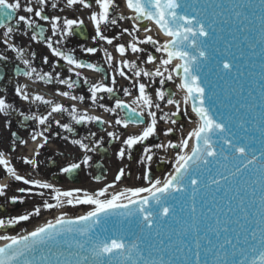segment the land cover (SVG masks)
I'll list each match as a JSON object with an SVG mask.
<instances>
[{
  "label": "snow or ice",
  "instance_id": "obj_1",
  "mask_svg": "<svg viewBox=\"0 0 264 264\" xmlns=\"http://www.w3.org/2000/svg\"><path fill=\"white\" fill-rule=\"evenodd\" d=\"M121 3L127 14L119 11ZM31 4L32 0L26 4L0 0L3 43L24 65L15 74L33 82L66 86L70 91L57 89L56 95L73 104L65 107L40 94H30L27 85L15 87V96L30 106H46L45 114H25L0 98V115L6 118L9 130L11 121L7 118L13 113L21 117L20 128L25 131V122L35 123L27 135L36 147L32 157H23L22 162L38 169L41 149L55 136L81 153L60 169L61 174L72 175L90 167L91 154L101 149L104 137H97L88 126L98 125L109 142L120 143L116 152L120 160L131 161L135 147L143 146L137 160L143 173L138 179L147 186L110 192L125 176L121 168L114 183L94 192L79 188L62 191L46 181L19 175L0 152V167L6 175L28 186L18 188L21 195L8 198V202L23 204L24 196H38L43 201L26 214L0 218V229L39 217L42 210L66 206L91 209L71 219L60 214L54 222L23 235H0V241H8L0 247V264H264V0H63L60 11L89 10L93 44L100 41L118 55L119 59L103 48L105 63L112 69L110 84L89 83L82 70L100 73L104 69L54 46L70 37L84 36V20L47 15L46 9H58L60 0H36L37 7ZM21 11L25 15H19ZM37 21L49 24L52 37H57L43 42L68 66L67 78L38 72L23 49L9 42L21 31V25L23 35L32 32L30 39L41 42L38 38L44 37L45 29ZM123 22H129L130 27H123ZM150 25L165 38L163 42L148 35L153 31ZM114 28L120 31L111 37L104 34ZM141 32L145 33L143 38ZM124 36L130 40L117 43ZM81 51L95 56L101 48L81 47ZM130 55L135 58L130 59ZM7 59L0 54V61ZM43 63H49L47 57ZM52 67L54 71L63 65ZM117 76L129 81L135 90L134 95L131 89H122L124 97H133L131 102L117 96L121 90ZM81 81L87 86L92 110L102 109L112 119L89 115L76 107V103L85 102V96L73 95L71 90ZM167 82L183 93V110L181 102L173 98L175 94L165 90ZM105 96L114 99L113 106L101 103ZM188 109L195 117L190 121L195 127L178 143L168 139L166 144L154 145L175 150V156L167 161L172 170L162 179H153L155 152L146 142L161 131L168 138L176 131L183 132L182 125L175 126ZM65 116L69 122L61 123ZM161 122L170 126L161 130ZM77 126L88 129L82 138H76ZM130 126L141 130L127 136L118 131ZM18 132H11V151L17 144L29 143ZM95 179L98 182L101 177ZM7 188L0 184V197H6Z\"/></svg>",
  "mask_w": 264,
  "mask_h": 264
},
{
  "label": "flooded vegetation",
  "instance_id": "obj_2",
  "mask_svg": "<svg viewBox=\"0 0 264 264\" xmlns=\"http://www.w3.org/2000/svg\"><path fill=\"white\" fill-rule=\"evenodd\" d=\"M19 15H25V13L21 11ZM70 16L74 18L77 17V12L73 11ZM13 23H15V21H13ZM37 23L45 29L44 37L38 38L41 42H33L30 39L32 32H29L27 35H23L22 25L21 31L16 32L9 42L14 43L16 46L23 49L25 57L30 60L32 66L37 68L38 72H51L53 75L59 73L62 79L67 78L70 75L67 72L68 66L64 64L63 61H58L57 57L52 55L51 50H49L43 42L48 37H52L51 26L43 21H37ZM114 29L106 30L104 34L110 36ZM3 31V29H0V54L7 56L8 59L6 61H0V98H6L9 103L14 105L17 111L23 110L25 114H45L48 111V108L46 106L35 104L30 106L29 104L24 101H21L18 97L15 96V87L27 85V90L30 92V94H40L46 99L53 100L54 102L60 103L65 107H70L73 104V101L56 95L57 89H59L60 91H70L66 88V86L60 85L58 83L44 84L43 82H33L29 81L23 76H17L15 74L16 69L23 68L24 65L16 59V53H13L10 50L6 49V45L3 43ZM35 31H39V29H36ZM94 35V29L91 25L87 23V30L84 36L76 35L70 37L67 42L61 45L54 46L59 47L65 52L73 54L76 59L80 60L83 63H95L104 69V71L100 73L82 70V75L88 78L89 83L104 82L110 84V74L112 72V69L108 68V65L105 63L103 55V48H107L109 51L110 47L100 41H97L95 44H93L92 37ZM52 39L53 41H55L57 37H52ZM81 47H98L101 48V51L97 52L95 56L85 55L81 51ZM44 57L48 58V64L43 63ZM56 63L62 64L63 67H58L53 71L52 65ZM106 73L109 74V79H105ZM72 79L75 80L76 77L72 76ZM125 87L131 89L133 91V94L135 95V90L132 89V85L129 83V81L117 76V88L121 89L117 92V96L121 99H124L126 102H131L133 97L123 96L122 89ZM71 93L77 96H85V102L83 104L76 103V107L81 112L87 110L89 115L102 116L106 120L112 119V117H110L107 113H104L102 109L96 108L94 111L92 110L91 102L88 99L87 86L83 85L82 81L80 82L79 87H76L74 90H71ZM101 103H105L107 106H113L114 99H109L107 98V96H105V100L101 101ZM29 109H31V111H29ZM165 111L172 110L171 108H165ZM7 119L11 121L10 130L6 127V118L3 115H0V152H3L6 158L11 161V164L16 169L17 173L21 176H24L26 179L46 181L55 185V187L61 189L62 191L79 188L91 193L94 192L93 187L95 178L99 175L96 171V168L99 167L101 170H104L101 175L103 176V178H105L108 175L109 171L115 172L119 170L118 168L123 167V169L125 170V176L121 180L126 179L129 186L131 187L136 186L141 182V179H138V177H141V169L143 165L137 163V160L142 154L139 152L141 146L138 145L135 147L132 153L133 159L131 161L128 160L127 164L125 165V160H120L116 156V152L121 146L120 143L109 142L106 133L102 132L100 130L101 126L98 125L88 126L89 128H91L92 131L97 133V137H104V143L102 144L101 149L98 150L96 153L91 154L92 163L90 167L82 168V170H79L77 173L72 175L61 174L60 169L76 160L81 155V153L68 141H65L59 137L51 136V134H49L51 138L49 139L48 144L43 149H41V154L39 157H37L40 166L38 169H33L30 165H25L22 162V158H31L33 150L36 147V145L31 142L30 138L27 135V132L32 130V128L35 126V123L33 121L25 122L27 125V131H25L24 129L20 128L19 120L21 119V117H19L17 114L13 113V115L11 117H8ZM180 119L183 120L184 117L181 115ZM65 122H69V118L67 116H65L61 120V123ZM162 123L163 122H161V126ZM136 129L139 131L141 130L140 128ZM160 129L162 130V128ZM18 130V134L22 138L28 139L29 143L22 147L17 144L15 151H11V132H17ZM87 130V128L77 126L79 136H77L76 138H82L87 133ZM55 131L56 127L55 125H53V132ZM118 131H123L125 136L129 134L139 133V131H132L131 126L127 130L119 129ZM61 135H64V133H61ZM156 140L157 137H153L146 142V144L149 143L150 146L153 147V151ZM37 143H39V141H37ZM117 173L115 174V176L117 175ZM0 184L8 185L6 197H0V209L4 211L3 213H0V218L2 219L16 217V215L14 214V210L16 209L24 210L27 213L31 212L35 206L42 204L43 202L38 196H24L23 204H12L16 207L9 208L8 198L12 196H20L21 194L17 191V189L28 186L22 184L21 182L14 181L11 177H8L2 167H0ZM45 198H48L47 193L45 195ZM87 207L88 206H79L76 208H71L66 206L59 210H42L41 215L39 217H32L29 221L22 222L21 224H18L12 228L22 229L34 220L42 218L47 214L51 215L55 212L67 214L75 212L78 209H84Z\"/></svg>",
  "mask_w": 264,
  "mask_h": 264
},
{
  "label": "rangeland",
  "instance_id": "obj_3",
  "mask_svg": "<svg viewBox=\"0 0 264 264\" xmlns=\"http://www.w3.org/2000/svg\"><path fill=\"white\" fill-rule=\"evenodd\" d=\"M26 3H27V0H26ZM31 6H33V7H37L36 0H32V4H31ZM59 8H63V2L60 3L58 9L53 10V9H51V8L49 7V8L46 9V11H47L48 13L53 14V13H55V12H58V11H59ZM62 12H70V9L64 8V10H63ZM83 13H87V15H88V14L90 15V11H89V10L84 9V10L78 11V14H79V15H82ZM84 19H85V18H84ZM122 26L124 27V22H123ZM119 31H120L119 28H115V31L113 32V35L116 34V33H118ZM156 37L159 38L158 35H157ZM128 40H130V37L124 36V37L121 38L120 41H117V42H119V43H124V42H127ZM159 40L162 41L161 38H160ZM113 52H114V50H113ZM114 53H115V52H114ZM115 55H117V54L115 53ZM156 55H159V54L156 53ZM142 65H143V64H142ZM145 66H147V65H145ZM172 85H173V87H174V84H172ZM174 89H175L174 91H175V97H176V95H177V89H176L175 87H174ZM177 99H178V102H181V101H180V97H179L178 95H177ZM182 108H183V106H182ZM182 110H183V109H182ZM190 115H191V116H190ZM185 116H186V118H187L188 124L185 126V128H183V132H181V131H176V132L174 133V135H173L172 137H170V138L164 136V138H166L167 141L165 142V141H164V138H161V139H162V143H165V144H166V143L168 142V139H171L173 143H178V142H177V139H178V141H179V139H180L182 136H186L187 133L190 132V131L194 128V124L191 123L190 121H191V120H194L195 118L192 117V114H190L189 112H188V114L185 115ZM169 126H170V125H167V127H169ZM175 127H179V125H177V126H175ZM173 138H174V139H173ZM170 150L172 151L173 149H169V150H166V151L160 149V150L157 152V154H158L157 159L159 160L160 157L164 156V157H171V160H173V159H174V156H175V150L172 151V153H173L172 156H171V154H170V156H168L169 153H170V152H169ZM171 170H172V169H171V164L167 163L165 169H164L163 171L159 172V173L156 172L155 175L153 176V179H157V178L162 179V178H163L168 172H170ZM111 180H112V176H109V178L107 179V183H109ZM145 184H146V183L142 180L141 183H140V185H139V187H140V186H143V185H145ZM94 187H96V186H94ZM125 188H129V184H127L126 181H123V182H120V183L116 184V188H115V189H110L109 191H110V192H113V191H120V190H124ZM89 209H90V208L88 207L86 210H83V211H87V210H89ZM80 212H81V211L77 212V214L80 213ZM74 214H76V213H74ZM54 217H55V216L53 215V216H47V217H45V218H43V219H40V220L34 222L33 224H31L29 227H27L26 230L29 229V228H31V227H33V226H35V225H37V224L40 223V222H44V221H46V220H47V221H48V220H51V219H53ZM16 232H20V231H12V232H2V231H0V235H11L12 233H16Z\"/></svg>",
  "mask_w": 264,
  "mask_h": 264
},
{
  "label": "bare ground",
  "instance_id": "obj_4",
  "mask_svg": "<svg viewBox=\"0 0 264 264\" xmlns=\"http://www.w3.org/2000/svg\"><path fill=\"white\" fill-rule=\"evenodd\" d=\"M122 12L124 14H127V10L124 9V8H123V11ZM127 23H128V26L130 27V23L129 22H127ZM150 27L153 28V31L151 33H148V35H152L154 38H157L156 36L158 35L159 38H157V39H160L161 38L164 41L165 38L158 33V30L155 28V26L154 25H150ZM140 34H141V36L142 35H145V33H143V32H141ZM179 93H180V99H181V102H182L183 93H181V92H179ZM194 127H195V124H194ZM45 222H47V221H44V222L40 223V225L43 224V223H45ZM3 242H5V241H0V243H3Z\"/></svg>",
  "mask_w": 264,
  "mask_h": 264
}]
</instances>
